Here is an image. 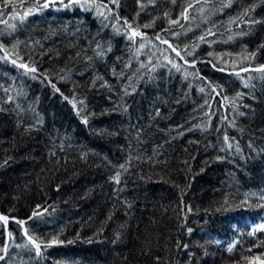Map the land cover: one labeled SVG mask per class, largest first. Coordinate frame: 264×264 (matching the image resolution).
<instances>
[{"label":"trees","instance_id":"trees-1","mask_svg":"<svg viewBox=\"0 0 264 264\" xmlns=\"http://www.w3.org/2000/svg\"><path fill=\"white\" fill-rule=\"evenodd\" d=\"M262 66L264 0H0V264L264 261Z\"/></svg>","mask_w":264,"mask_h":264},{"label":"snow or ice","instance_id":"snow-or-ice-1","mask_svg":"<svg viewBox=\"0 0 264 264\" xmlns=\"http://www.w3.org/2000/svg\"><path fill=\"white\" fill-rule=\"evenodd\" d=\"M41 2H42V0H41ZM44 6L47 7L48 5H44ZM133 35H136V33H133ZM22 67H26V66L22 65ZM32 71H35V70L32 69ZM245 71H247V69H245ZM255 71L260 72V73H264V66L255 69ZM261 202H264V193L261 194ZM0 220H3L5 222H7L8 217L7 216H2V217H0ZM261 227L264 228V225H262ZM28 238H29V240H32V237L31 236H29ZM33 243H35V241H33ZM3 251L5 253H7V251H8L7 247H5L3 249ZM35 251H36V255L37 256H39L41 254V246H40V244H38V243L35 244ZM229 251H232V249L229 248ZM4 260H5V256L0 255V261H4Z\"/></svg>","mask_w":264,"mask_h":264},{"label":"rangeland","instance_id":"rangeland-1","mask_svg":"<svg viewBox=\"0 0 264 264\" xmlns=\"http://www.w3.org/2000/svg\"><path fill=\"white\" fill-rule=\"evenodd\" d=\"M59 1L63 2L64 0H59ZM251 264H264V261H263V259L260 258V259H256V260L252 261Z\"/></svg>","mask_w":264,"mask_h":264}]
</instances>
